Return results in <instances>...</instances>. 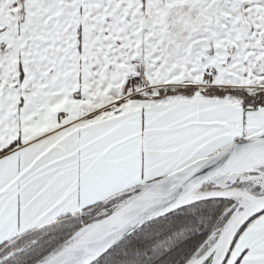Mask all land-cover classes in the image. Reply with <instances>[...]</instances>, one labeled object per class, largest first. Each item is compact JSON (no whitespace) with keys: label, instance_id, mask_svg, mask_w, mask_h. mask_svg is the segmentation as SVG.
Masks as SVG:
<instances>
[{"label":"snow or ice","instance_id":"6c2138e0","mask_svg":"<svg viewBox=\"0 0 264 264\" xmlns=\"http://www.w3.org/2000/svg\"><path fill=\"white\" fill-rule=\"evenodd\" d=\"M0 264H264V0H0Z\"/></svg>","mask_w":264,"mask_h":264}]
</instances>
